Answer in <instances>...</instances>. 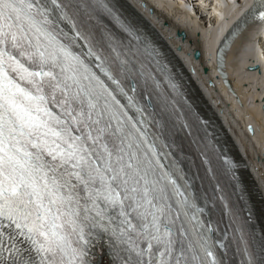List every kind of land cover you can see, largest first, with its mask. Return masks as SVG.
Listing matches in <instances>:
<instances>
[{
  "label": "snow or ice",
  "instance_id": "6c2138e0",
  "mask_svg": "<svg viewBox=\"0 0 264 264\" xmlns=\"http://www.w3.org/2000/svg\"><path fill=\"white\" fill-rule=\"evenodd\" d=\"M176 89L117 0H0V264H264Z\"/></svg>",
  "mask_w": 264,
  "mask_h": 264
},
{
  "label": "bare ground",
  "instance_id": "6f19581e",
  "mask_svg": "<svg viewBox=\"0 0 264 264\" xmlns=\"http://www.w3.org/2000/svg\"><path fill=\"white\" fill-rule=\"evenodd\" d=\"M139 3L144 2L142 5L145 9H141L136 4V0H132L133 3L140 10L147 11L150 7H153L152 19L155 21H163L168 24V27L171 28V32L169 36L175 35L177 31H184L183 29H188L184 31L187 36L194 38L196 32L200 33V41L202 45V52L204 54L205 60L210 66L207 71L203 69V65L201 64V59L194 60L192 56L187 55L184 51L180 53L188 63H190L194 70L197 72L199 69L200 72H197L199 75L200 81L202 83L205 82L204 79L209 78V74L212 76H216L217 73L214 71V53L215 47L222 36L223 32L226 28L238 18L241 13L243 7H246L249 3V0H241V3H235L234 0H199L201 3V10L206 12L205 9L207 7H211V11L207 12L209 15L208 25H200L197 21V16L194 14L195 9L191 7L189 0H180L179 3H173L170 0H137ZM184 1V3H183ZM153 2V3H152ZM187 2V3H186ZM157 4L159 6L157 8L154 6ZM167 11L172 14V17L181 24V27H176L174 23L168 20ZM167 15V16H166ZM170 17V15H169ZM211 28L212 30H209ZM257 32V28L251 27L247 33L246 37L254 35ZM195 33V34H194ZM143 35V33H141ZM202 39V40H201ZM187 43L192 44L188 49L192 52L193 48L199 49L200 45L194 39L192 42L187 40ZM252 42L244 41V40H236L234 45L231 48V51L228 53L226 68L227 72L230 76V80L233 83L234 90L238 94L242 104L239 105L236 103V100L233 96L228 94V90L220 83V81H216L220 90L225 94L224 97L230 103L229 106L224 108L223 118L227 125L230 126V130L233 132V135L236 139L241 143L242 146H248L253 153H257L262 149L264 153V112L260 110V105L256 102V97L261 98L262 89L261 85H264V58H261L258 54H253L252 51ZM193 47V48H192ZM248 58H251V61H248ZM261 64L262 74L257 75L256 72H248L245 71V66L248 64L254 63ZM260 84L258 85V83ZM243 85V86H242ZM257 85L259 88H257ZM252 86V87H251ZM207 87V86H206ZM252 88L254 91L250 92L248 89ZM210 92V91H209ZM249 99H254L257 103L253 106H248L246 103ZM221 101V100H220ZM251 104V103H249ZM240 124L244 126L246 131H250L253 135H247L246 132L239 126ZM239 135H237V132ZM255 146L258 147L259 151H255ZM262 161V160H261ZM257 170L254 169L256 175L260 177V181L264 183V162L255 163ZM264 191V187H263Z\"/></svg>",
  "mask_w": 264,
  "mask_h": 264
},
{
  "label": "rangeland",
  "instance_id": "374dc122",
  "mask_svg": "<svg viewBox=\"0 0 264 264\" xmlns=\"http://www.w3.org/2000/svg\"><path fill=\"white\" fill-rule=\"evenodd\" d=\"M150 1V0H149ZM171 2H173V3H179V1L180 0H170ZM185 1V0H184ZM184 1H183V3H184ZM153 3V2H152ZM187 3V2H186ZM156 8H157V10L158 11H160V9H158L159 8V6L157 5V4H155L154 5ZM195 11V10H194ZM168 16H167V18H168V20L170 19V17L172 18V19H174L175 17H172L173 15L172 14H170V12L169 11H167V13H166ZM169 15H170V17H169ZM172 15V16H171ZM175 20V19H174ZM169 21H171V20H169ZM176 21V20H175ZM176 22H178V21H176ZM173 23V22H172ZM175 25V24H174ZM176 26V25H175ZM177 27V26H176ZM209 30H212L211 28H209ZM195 34V33H194ZM249 101H251V104H247L248 106H253L254 104L256 105L257 103L255 102V100L254 99H249ZM254 103V104H253ZM263 122V124H264V121H262ZM259 150H261L262 152H263V150L262 149H259Z\"/></svg>",
  "mask_w": 264,
  "mask_h": 264
}]
</instances>
